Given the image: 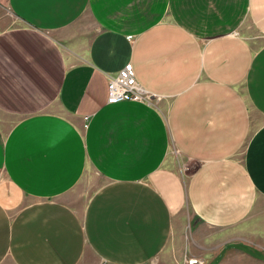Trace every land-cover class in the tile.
<instances>
[{
	"label": "crops",
	"instance_id": "1",
	"mask_svg": "<svg viewBox=\"0 0 264 264\" xmlns=\"http://www.w3.org/2000/svg\"><path fill=\"white\" fill-rule=\"evenodd\" d=\"M258 198L264 0H0V264H230Z\"/></svg>",
	"mask_w": 264,
	"mask_h": 264
},
{
	"label": "rangeland",
	"instance_id": "2",
	"mask_svg": "<svg viewBox=\"0 0 264 264\" xmlns=\"http://www.w3.org/2000/svg\"><path fill=\"white\" fill-rule=\"evenodd\" d=\"M256 46L259 44V42L255 43ZM257 124L260 122L258 116H256ZM258 207L257 209L253 210V212L249 215V218H247L242 224H241V231L245 232L244 230H248L250 233L245 234L248 239H245L243 241L237 240L236 243H233V248H230L228 250L223 251V257L226 260V263L230 264H264V200L259 199L257 200ZM253 226H255L253 228ZM185 230L183 231L184 234V241H187L189 233H190V222H186L184 225ZM193 229V228H192ZM251 230L253 232L251 233ZM208 231L205 230V234L209 237L210 234L207 233ZM211 232V231H210ZM245 235H242L243 237ZM239 236V235H233V237ZM224 237H231V235L224 234ZM246 238V237H244ZM178 246H180V243H178ZM169 251H164V253L158 257V260L165 261L168 264H183L187 260H184L185 257H182L183 254H185L187 251L176 249L171 251V255L168 253ZM193 252H199V251H193ZM215 251H208V254H214ZM170 256V257H169ZM182 258L180 261L179 259ZM189 258H198L197 256H191ZM199 259V258H198ZM180 261V262H179ZM204 263L203 258H200L198 263L196 264H202ZM195 264V263H194Z\"/></svg>",
	"mask_w": 264,
	"mask_h": 264
},
{
	"label": "built area",
	"instance_id": "3",
	"mask_svg": "<svg viewBox=\"0 0 264 264\" xmlns=\"http://www.w3.org/2000/svg\"><path fill=\"white\" fill-rule=\"evenodd\" d=\"M161 98L149 89L141 85L136 78L133 66L128 63L116 74L109 77L106 87V102L109 104L121 101H136L151 104ZM88 116L85 117L87 119ZM198 258H190L189 264L198 263ZM99 264H106L101 262Z\"/></svg>",
	"mask_w": 264,
	"mask_h": 264
}]
</instances>
